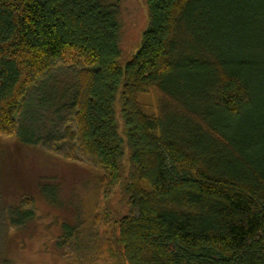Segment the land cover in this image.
I'll use <instances>...</instances> for the list:
<instances>
[{
	"label": "trees",
	"instance_id": "obj_1",
	"mask_svg": "<svg viewBox=\"0 0 264 264\" xmlns=\"http://www.w3.org/2000/svg\"><path fill=\"white\" fill-rule=\"evenodd\" d=\"M120 4L0 0V138L36 146L70 112L55 149L72 145L129 207L112 223L111 264H264V0H145L123 65ZM36 188L61 206L55 176ZM31 202L0 193L10 228L33 219ZM78 228L62 223V242Z\"/></svg>",
	"mask_w": 264,
	"mask_h": 264
},
{
	"label": "rangeland",
	"instance_id": "obj_2",
	"mask_svg": "<svg viewBox=\"0 0 264 264\" xmlns=\"http://www.w3.org/2000/svg\"><path fill=\"white\" fill-rule=\"evenodd\" d=\"M118 63L123 65L140 45V34L147 23L145 0H121L119 13ZM70 70L57 67L61 83L72 85ZM139 100L149 113L154 112L156 95L152 92ZM62 121L53 120L36 146H22L14 137L0 138L3 151L0 193L5 203L21 204L31 199L33 219L24 227L10 228L4 209L0 212V264H111L107 247L114 246V221L126 215V200L115 190L105 197L95 170L80 159L78 151L64 143L55 149L57 133L70 124V112L58 113ZM56 138V137H55ZM56 177L61 206H52L38 195L36 181L44 176ZM78 222L79 236L63 243L61 224ZM94 218L98 221L93 227ZM95 240V241H94ZM97 243V245L92 244Z\"/></svg>",
	"mask_w": 264,
	"mask_h": 264
}]
</instances>
